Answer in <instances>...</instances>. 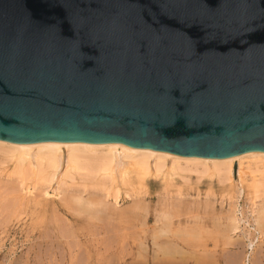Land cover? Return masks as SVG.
Returning a JSON list of instances; mask_svg holds the SVG:
<instances>
[{"label": "water", "instance_id": "95a60500", "mask_svg": "<svg viewBox=\"0 0 264 264\" xmlns=\"http://www.w3.org/2000/svg\"><path fill=\"white\" fill-rule=\"evenodd\" d=\"M0 139L264 152V0H0Z\"/></svg>", "mask_w": 264, "mask_h": 264}, {"label": "bare ground", "instance_id": "6f19581e", "mask_svg": "<svg viewBox=\"0 0 264 264\" xmlns=\"http://www.w3.org/2000/svg\"><path fill=\"white\" fill-rule=\"evenodd\" d=\"M1 152L3 154L0 156L4 155L6 156L7 159L15 163V167L20 178L24 179L25 177H27V175L29 176L31 173L33 174L31 177L38 175L40 177L39 179H41V181L47 188L48 186L52 188L53 183L55 181L56 182L58 181L57 183L60 184V180H64L62 178L63 176L65 178L66 177L75 178L76 175L78 174H84V176L87 177V179L89 178L90 181L92 180V184H85L79 190V192H77L75 195L71 194L73 195L71 196V198L68 197L70 198L69 199L70 201L68 200L70 203V207L68 208V211L66 210V213L69 215V217L72 220L75 221H80V219L74 212L73 213L70 212L72 210L78 212L79 214H87L92 219L100 221L99 219H101V217L103 218L104 214H106V216L105 215L104 216L107 217V213L104 212L106 210H110V208L107 207V203L105 202V199L108 198L109 200V198L112 197L114 199L113 205L115 204L114 206L115 211L113 215L114 224L111 227L110 226L111 224L107 222L110 221L112 223V221L110 219L108 220L105 219V217L104 219L106 221L103 219L102 220L105 221L107 224L103 223V221L100 222L101 224L103 223V225L105 224V226H103V229L110 230L108 231L110 234L115 235V232L118 233V236L121 238V242L125 241L127 238V232L130 229L129 226V223L131 222L130 220L151 219V217L150 218L147 217L148 216L147 214L149 213L150 210L148 211L147 206L144 204L146 201L145 198L146 196L145 197L141 196L145 194V192L141 191V189L137 187L134 190L135 195H132V193L130 192H127V194H125L123 191V185L128 183L129 180L132 181L133 179L134 180L137 179L139 182L143 180L151 181L152 178L164 177V175L167 174L174 175L181 170H191L197 172L207 178L210 184V189L207 191L205 195H203L202 193H197L198 196L194 199V201L191 202H188L184 199L185 196L183 195V193L185 192L180 193L178 199L176 200L174 199L175 201L172 202L166 200V203H163L162 207H159V210H157V214L154 217L157 223V227L153 226L154 229H156V233L154 236V244L153 243L152 244L153 246H155L154 252L156 257L154 256L155 262L152 263L154 264H241V263L254 264L255 263L254 261H257V259L260 258V257L257 258L256 257L257 254H255L257 252L255 249L256 248L255 238L256 235L259 238L261 237L263 240L262 245L264 244V200L263 201L261 200L262 196H264L263 194L264 193V152H251L233 157H228L225 159L198 158V157L180 156L171 152L154 150L149 148H137L128 145L125 146V144L112 143V142L94 143V142H82V141H52V142L20 143V142H13L5 139H0V153ZM246 161L248 164L247 167L244 168V164H245L244 162ZM237 163L239 165L238 171L236 170ZM61 173L62 176L59 177ZM236 173H238L237 175L239 178V184L236 183V177H235ZM20 182H22V180H20ZM64 184L66 183L64 182ZM2 186L4 189V185ZM12 186H13L12 184L8 188L6 186L5 189L9 191L6 190V191H2L1 193L6 192L8 193L7 195H9L10 191H11L10 194H12L13 189L11 188H13L14 186H16V188L19 187V186L17 187V183L13 187ZM140 186L143 187L146 186V184L142 183ZM1 188L2 187H0V189ZM238 188H239L238 197H235L233 192L230 193L231 192L230 190L238 189ZM45 190L42 191L41 189L42 192H45ZM54 190H56V188ZM58 190L59 189L57 187V191ZM28 191L30 190L28 189ZM31 191L33 192V190ZM86 192H89V196L87 195L85 197L84 195ZM14 193H15V187L13 190V194ZM37 193H35V195L39 196V194ZM246 193L247 195H249V200H251L253 202V205L255 206L254 210L252 211L253 213L252 222H249L250 218L248 220H245L246 218L241 209V206L238 204L240 198L244 197ZM46 194L49 196L50 194L53 193H49V191L47 190ZM55 194L56 193L54 192L53 195L54 197ZM99 194L103 196V199L99 197L100 196ZM161 194L163 193L161 192ZM130 197L133 199L135 204V206H133V208L135 209V211L133 212H135V214L132 215H129L130 213L127 214L126 211L120 212L119 208H117L122 200L129 202ZM10 200L9 202H14L13 198ZM258 200L259 201L261 200L262 202H260L259 204ZM66 202L67 199L65 198V203ZM5 203H4L5 207L9 205L8 201H6ZM22 203L23 205H25V201ZM69 203L67 202V204ZM11 204L12 203H10L9 205L10 207L7 206L8 209L6 207L7 210H9V208L11 210L12 207ZM4 209L5 208L3 209L1 208L2 216H3L2 211ZM185 211H188L190 213L197 212L198 214L206 215L207 223L205 225V231H204L205 232L204 242L203 241L201 242L202 234L200 233L203 231L200 230V232H198L200 223L193 225L188 220L187 224L183 225L181 222H179L178 224L179 226L174 227V224H176L174 223L175 217L182 216V213H184ZM61 218L62 220H64L61 221L65 223L66 220L63 219V216ZM52 220L55 219L53 218ZM244 225L247 228L246 231H243ZM51 226H52V222H51ZM65 227L68 226H66L65 224ZM143 228L144 227L141 228L142 231L149 229V228H144V229ZM64 230H66V228H64ZM0 231L2 230L0 229ZM66 231L67 233L64 231L66 234L63 233L64 234L63 236L65 235L69 236L70 234L69 231L68 230ZM111 231L114 233H111ZM150 231L151 230H149V232ZM114 235L113 237L110 236L111 240H113L112 238H114ZM71 237L72 236H69L68 238ZM73 237L75 238V236ZM73 237L71 240H73ZM50 239L53 240L52 238ZM75 244H77V241ZM68 245H70V243H68ZM41 246L39 248L42 249ZM60 246L61 244L59 245V247ZM126 246L124 247L125 249ZM229 246H234V248L237 247L238 250L240 251L238 252V254L233 253V251H232L233 255L229 254L231 252V249L228 250ZM147 248L148 247L145 246L144 242L142 241L139 242L138 254H137L139 259L143 260V258H145V252L148 251ZM261 248L263 249V247ZM81 249L82 251L81 252L78 251V252L83 254L84 253L83 247ZM48 250L49 248L47 249V252H49ZM61 254L59 253V255ZM78 256L82 257L83 255L82 256L78 255ZM84 257L85 256H83V258ZM262 257L264 260V252ZM139 259L138 261H140ZM114 260L115 258H113L112 263H110L112 261L110 259L105 260V262L113 264ZM123 261L124 259H119V262H123ZM140 262H138V264H140Z\"/></svg>", "mask_w": 264, "mask_h": 264}, {"label": "rangeland", "instance_id": "374dc122", "mask_svg": "<svg viewBox=\"0 0 264 264\" xmlns=\"http://www.w3.org/2000/svg\"><path fill=\"white\" fill-rule=\"evenodd\" d=\"M2 154L3 153L1 152L0 155H2ZM3 156H0V160H1V162H0V187H2L1 189H3L2 185H4V189L3 190L0 189V195L2 196V198L0 196V201L3 202V203L0 202V224H1L0 229L2 230V231H0V233H1L0 234V264L1 263L2 264H110L113 262V258H115L114 263H116V264H131V263L136 264V262L138 264V262H140L142 260V259H139L138 255H137L138 254V244L140 241L144 242L145 246L148 247L147 248L148 251H146L147 253L145 252V258H143V260H142L143 262L141 261L142 263L140 262V264H154V263H152V262H155V257H156L155 252H154L155 246H153L154 236L156 233V229H154V227H157V223H156V220L154 219V217L157 214V210H159V207H162L163 203H166V200H169L171 202L175 201L176 199L179 198L180 193L185 192V193H183V195L185 196V197L183 196L184 199L188 202H191V201H194V199L198 196L197 193H202L203 195H205L207 193V191L210 189V184H209L207 178L202 176L201 174L194 172V171H191V170H181L174 175L167 174V175H164V177L152 178L151 181H149V180L144 181L143 180V181L139 182L137 179H135V180L133 179L134 181L132 180L133 181L132 182L131 180H129L128 183L123 185L124 193L127 194V192H130V193H132V195H135L134 190L137 187H139V189H141V191H144L145 194H143L141 196L142 197L146 196L145 197L146 201L144 204L147 206L148 211L150 210L149 213L147 214L148 215L147 217H149V218L151 217V219L150 220H148V219L130 220L131 222L129 223V226H130L131 231H130V229L128 230L126 240L121 242V238L118 236V233L115 232V235L113 234L115 239L112 238L113 240H111L110 236L113 237V235L108 232L110 230H104L103 229V226H105V224L103 225V223H106L105 219H107V220L110 219L112 221V223L110 221L107 222V223L111 224L110 225L111 227L114 224V222H113L114 216L113 215H114V211H115V208H114L115 204L113 205L114 199L112 197H110L109 200H108V198L105 199V202L107 203V207H109L110 210L105 209L106 211L104 213H107V217H105L106 214H104L105 215L104 216L102 213L103 218L101 217V219H99L100 221L105 220V221H103L102 224L100 221L92 219L87 214H79L78 212L73 211V210L70 211L72 213L74 212L78 216V218L80 219V221H75V220H72L69 217V215L66 213V210L68 211V208L70 207V203H69L70 200L69 199L71 198V196H73L77 192H79V190L85 184H92V180L90 181L89 178L87 179V177H85L84 174H78V175H76L75 178H72V177H68V178L66 177L65 178L63 176L62 178L64 180H60V184L57 183L58 181L57 182L55 181L56 183L55 182L53 183L52 188H50L49 186L47 188V187H45V185L43 184L41 179H39L40 177L38 175L31 177L33 175L31 173L29 176L27 175V177H25L24 179L20 178L19 174L17 173L15 163L13 161L7 159L6 156H4V157ZM244 163H245L244 164V168H245V167H247L248 163H247V161ZM238 167H239V165L237 163V165H236L237 171H238ZM237 174L238 173H236V175H235L236 183L239 184V178H238ZM12 176H13V178H12ZM61 176H62V173L59 175V177H61ZM20 180H22V182H20ZM61 181L62 182L64 181L66 184H64V182L62 183ZM7 183H9L10 185L12 184L13 186L17 183V187L19 186L18 188H20V189H18V188H16V186H14L15 187V193L13 194L14 187L12 186L13 187V188H11V189H13L12 194H10L11 191L9 192V195H7L8 193H6V192L1 193L2 191L7 190V189H5L6 186H7V188L10 187V185ZM142 183L146 184V186H143V187L140 186ZM22 185H23V187H22ZM34 186H35V188H34ZM54 187L56 188V190H54L55 189ZM57 187L59 189L58 191H57ZM142 188H143V190H142ZM28 189L30 191H28ZM41 189H42V191H44L45 189L46 190H45V192H42ZM69 189H70V191H69ZM31 190H33V192ZM38 190H40V191H38ZM47 190L49 191V193H53V194H50L48 196L46 194ZM238 190H239V188L230 190L231 191L230 193L233 192L235 197H238ZM7 191H9V190H7ZM37 191H38V193H37ZM28 192H29V194H28ZM54 192L56 193L55 197L53 196ZM161 192L163 194H161ZM35 193L39 194V196L35 195ZM66 193H67V195H66ZM71 194H73V195H71ZM147 194H148V196H147ZM177 194H178V196H177ZM87 195L89 196V192H86L84 196L86 197ZM35 196H37V197H35ZM65 196H67V197H65ZM158 196H159V198H158ZM14 197H15V199H14ZM68 197H70V198H68ZM99 197L101 199H103L102 195H100ZM12 198H13L14 202H9V200ZM65 198L67 199V202L69 204H67V202L65 203ZM162 198H164V199H162ZM23 199L25 201V205H23V203H22V202H24ZM261 200L262 201L264 200V196H262ZM261 200L260 201L258 200L259 204H260V202H262ZM6 201H8L9 205H10V203H12L11 204L12 205L11 210H10V208H9V210H7L8 207H10L9 205H7L8 207L6 206L7 209L4 206V203ZM148 203H150V204H148ZM238 204L241 206V209H242L244 216L246 218L245 220H248L250 218L249 222H252V218H253L252 211L254 210L255 206L253 205V202L251 200H249V195H247V193H246V195L244 197H241ZM133 206H135V204H134L133 199L130 197L129 202L122 200L119 203L117 208H119L120 212L126 211L127 214L130 213L129 215H132V214H135V212H133V211H135ZM1 208L6 209V210L4 209L2 211L3 216L1 213ZM127 210H129V211H127ZM248 211H249V213H248ZM154 212H155V214H154ZM58 214H59V216H58ZM191 215H193V216H191ZM62 216H63V219H65L67 223L62 222V221H64L61 218ZM189 216H191V217H189ZM104 217H105V219H104ZM196 217H197V220H196ZM2 218H3V220H2ZM53 218L55 220H52ZM134 218H136V217H134ZM56 219L58 220V222ZM188 220L193 225L200 223L201 227L199 226L198 232H200V230L203 231V232H200L202 234V236H201V234H200V236L202 238L201 242L202 241L204 242V239H205V232L204 231H205V225L207 223L206 222L207 221L206 215L205 214H198L197 212L190 213L188 211H185L184 213H182V216H179V217L176 216L175 217L174 223H176V224H174V227H178L179 222H181L183 225H185V224H187ZM50 221L52 222V226H51ZM59 223H61V224H59ZM65 224L68 227H65ZM155 224H156V226H155ZM37 225H38V227H37ZM145 225H146V227H145ZM189 225H190V223H189ZM142 227L149 228V229L142 231L141 230ZM64 228H66V230L69 231V233H70V234L68 233L69 236H72V237L75 236V238L73 237V240H71L72 237L68 238L69 237L68 235H65L67 237L63 236L64 234L67 233V231L64 230ZM134 228L136 229V231ZM99 229H101L102 231ZM243 229H244L243 231L247 230L245 225L243 226ZM11 230L13 233L11 232ZM149 230H151L152 233H151V231L149 232ZM196 231H197V229H196ZM23 233H25V234H23ZM53 233H55V234H53ZM111 233H114V232L111 231ZM48 234H50V235H48ZM49 236L53 240H51L49 238ZM139 236L142 240L139 238ZM29 239H30V241H29ZM68 240H69V242H68ZM75 240L77 241V244H75L76 243ZM255 240H256V248L255 249L257 251L255 254H257L256 257L257 258L260 257L259 259H261V260L257 259V261H254L255 262L254 264H258V263L261 264L262 262L264 263V260L262 257L263 252H264V244L262 245L263 240L261 237L260 238L257 237V235H256ZM72 242H74V243H72ZM68 243H70V245H68ZM60 244H61V246L59 247ZM126 245H128V246H126ZM40 246L42 247V249L39 248ZM125 246H126L127 250L124 248ZM45 247H46V249H45ZM61 247L63 248V250ZM82 247H83V252H84L83 254L80 253L82 251V249H81ZM261 247H263V249ZM48 248H49V250H48L49 252H47ZM260 248H261L262 252H261ZM38 249H40V250H38ZM75 249H76V251H75ZM230 249H231V252L230 251H228V252H230L229 254H232V255H233V253L238 254V252L240 251V250H238L237 247L234 248V246H229L228 250H230ZM78 251H80V252H78ZM232 251H233V253H232ZM59 253L60 254L62 253V254L59 255ZM46 254H47V256H46ZM78 255H81V256L83 255L85 257L84 258H83V256L79 257ZM80 258H81V260H80ZM137 258L140 261H138ZM82 259L84 262L82 261ZM107 259H110L112 261L110 263H107V262H105V260H107ZM116 259H117V262H116ZM119 259H124V261L119 262ZM63 261H64V263H63ZM80 262H82V263H80Z\"/></svg>", "mask_w": 264, "mask_h": 264}]
</instances>
